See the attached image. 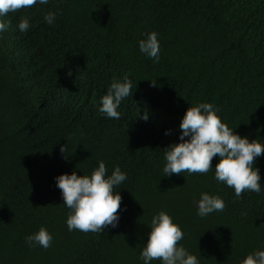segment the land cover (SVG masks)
<instances>
[{
	"label": "trees",
	"instance_id": "obj_1",
	"mask_svg": "<svg viewBox=\"0 0 264 264\" xmlns=\"http://www.w3.org/2000/svg\"><path fill=\"white\" fill-rule=\"evenodd\" d=\"M49 11L52 25L43 19ZM25 17L30 29L21 33ZM4 19L0 264H143L139 253L160 211L180 226L179 244L199 264H240L264 249V154L254 161L262 191L239 198L215 180L218 157L207 174L162 171L182 117L199 103L215 105L228 127L264 144V0H49ZM153 31L158 63L138 46ZM125 73L133 94L117 109L120 118L109 119L98 111L100 98ZM100 161L109 175L116 166L127 173L115 189L118 226L69 231L54 178L90 175ZM202 192L219 195L224 210L200 218ZM41 227L51 246L29 247L25 237Z\"/></svg>",
	"mask_w": 264,
	"mask_h": 264
},
{
	"label": "clouds",
	"instance_id": "obj_2",
	"mask_svg": "<svg viewBox=\"0 0 264 264\" xmlns=\"http://www.w3.org/2000/svg\"><path fill=\"white\" fill-rule=\"evenodd\" d=\"M48 3L49 0H0V34L9 28L8 21L4 19L9 13ZM43 19L52 25L56 13L49 11ZM17 29L21 33L27 32L30 29L29 19H20ZM138 46L140 53L154 63L159 62L160 45L156 32L147 33ZM150 86H156L155 79L150 80ZM132 94V81L125 73L112 81L106 94L100 98L98 111L109 119L118 120L120 112L117 109L122 100ZM218 112L219 109L210 103H199L186 110L179 123V142L166 148L163 176L185 172L189 175L207 174L213 168V158L218 157L214 167L217 182L232 188L237 198L245 191L259 194L262 191L261 176L259 169L254 167V161L264 154V144L256 140L250 142L247 136L236 133L222 122ZM141 118L146 121L147 113ZM168 134L166 130L165 135ZM60 151L66 157L65 145L60 147ZM107 171L105 163L100 161L90 175H77L76 171H72L54 178L63 205L70 210L66 219L69 231L102 233L106 228L118 226L122 197L115 189L127 179V173L119 166L114 167L110 175ZM196 206L197 215L205 218L223 211L225 204L219 195L202 192ZM147 236V242L139 253L143 264H151L154 260H159L160 264H199L198 257L179 244L184 233L165 211L152 216ZM52 241V234L44 227L25 237L29 247L47 249ZM240 264H264V249L249 253Z\"/></svg>",
	"mask_w": 264,
	"mask_h": 264
}]
</instances>
